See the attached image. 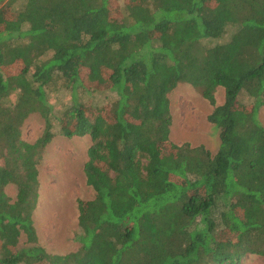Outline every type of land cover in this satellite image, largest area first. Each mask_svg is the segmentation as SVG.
I'll return each instance as SVG.
<instances>
[{"label":"trees","instance_id":"trees-1","mask_svg":"<svg viewBox=\"0 0 264 264\" xmlns=\"http://www.w3.org/2000/svg\"><path fill=\"white\" fill-rule=\"evenodd\" d=\"M2 4L0 264L264 258V0H124L120 10L112 0ZM182 83L214 105L216 153L170 139L169 95ZM57 90L71 94L59 114ZM96 91L111 102L77 96ZM31 117L43 122L34 141L24 137ZM87 135L84 176L95 197L78 201L79 248L52 254L34 222L40 167L57 137Z\"/></svg>","mask_w":264,"mask_h":264},{"label":"rangeland","instance_id":"rangeland-1","mask_svg":"<svg viewBox=\"0 0 264 264\" xmlns=\"http://www.w3.org/2000/svg\"><path fill=\"white\" fill-rule=\"evenodd\" d=\"M112 2L115 10H120L124 4V0ZM85 75L83 73L82 77ZM89 94L85 99L81 94L77 93V96L81 101L94 100L104 104L111 102L113 98L109 91ZM54 97L53 102L51 101L53 112L59 114L63 107L71 104V94L68 91L57 90ZM169 97L173 115L171 141L177 145L204 146L216 153L220 145L219 129L209 122L214 105L204 98L202 90L182 83ZM224 99V89L218 88L216 105L223 104ZM243 101L247 99L244 98ZM258 119L264 126V108L260 110ZM42 125L39 117H31L25 126V139L34 141ZM91 145L92 139L89 135L71 138L59 136L48 147L45 161L40 167L39 200L34 212V222L42 244L52 254H67L79 248L74 239L79 231L78 201H88L95 197L84 176V165ZM7 194L14 199L15 189L8 187ZM243 263L264 264V258L246 257Z\"/></svg>","mask_w":264,"mask_h":264}]
</instances>
